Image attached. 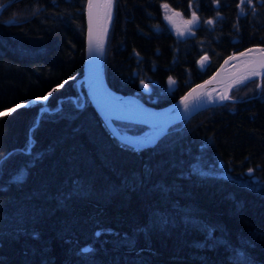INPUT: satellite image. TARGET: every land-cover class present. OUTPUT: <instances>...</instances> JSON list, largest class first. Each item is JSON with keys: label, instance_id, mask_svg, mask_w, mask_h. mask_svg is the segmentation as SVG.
Wrapping results in <instances>:
<instances>
[{"label": "trees", "instance_id": "trees-1", "mask_svg": "<svg viewBox=\"0 0 264 264\" xmlns=\"http://www.w3.org/2000/svg\"><path fill=\"white\" fill-rule=\"evenodd\" d=\"M84 4L0 10V111L51 93L0 114V264H264V74L134 147L76 82ZM251 44L264 45V0H113L104 75L160 106ZM113 123L131 135L149 127Z\"/></svg>", "mask_w": 264, "mask_h": 264}, {"label": "water", "instance_id": "water-1", "mask_svg": "<svg viewBox=\"0 0 264 264\" xmlns=\"http://www.w3.org/2000/svg\"><path fill=\"white\" fill-rule=\"evenodd\" d=\"M14 1V0H12ZM7 3V0H5ZM94 3L103 4L104 0H93ZM105 9L94 8L93 9V23H92V36L93 47L89 48V15H88V0H85L84 4V57L82 63V74L76 79L79 83L82 81L84 94L88 97L90 103L102 118L103 122L109 129V131L120 141L130 144L134 147H142L154 143L157 138L166 131L168 126L177 123L179 121L184 122L191 115L199 111L200 109L220 104L227 100H220L219 96L227 92L230 95L231 89L243 82H239L242 75L246 74L248 67L252 66L250 62L259 61L261 59V53L258 51L264 48V45L251 44L239 49H235L222 58L215 69L203 79H200L191 84L181 95L174 100L160 106H153L144 103L137 96L130 93H121L113 90L107 83L104 75L103 58L104 48L107 36V31L110 25V21H106L104 18ZM113 13V7H112ZM112 19V16H111ZM191 23L186 21L183 27H190ZM102 40V50H97L95 47V41ZM248 49H254L248 53ZM240 53H247L241 57ZM230 56H235L236 59L229 60ZM228 63L225 64V61ZM261 75L254 76L261 78L264 74V68L258 69ZM219 73V75H217ZM215 77V79H213ZM253 78V77H252ZM212 82L207 84L206 87L198 89V85H204L206 81ZM247 81V80H246ZM193 89H197L196 93H193L189 97V112L185 113V109L181 100L188 96ZM206 94H211L213 99L209 101ZM116 98H130L138 103L137 107H128L122 103H118L113 99ZM113 119L134 122L144 124L146 126H153L156 134L147 142H134L128 137L140 136L123 133L115 126ZM96 233H98L96 231ZM89 245L82 246V249L89 248Z\"/></svg>", "mask_w": 264, "mask_h": 264}, {"label": "snow or ice", "instance_id": "snow-or-ice-1", "mask_svg": "<svg viewBox=\"0 0 264 264\" xmlns=\"http://www.w3.org/2000/svg\"><path fill=\"white\" fill-rule=\"evenodd\" d=\"M12 0H7V3L5 2V0H0V10H3L4 8L7 7V4L8 3H11ZM248 3H251L252 0H247ZM245 3V0H241V5H243ZM103 8L105 9V12H104V18L106 21H110L111 20V16H112V7H113V0H104V3L103 4H97V3H94L93 0H88V15H89V48L91 50V48L93 47V36H92V23H93V9L94 8ZM164 7L167 9L168 8V5H164ZM197 21V18L195 17V13H193V19L191 21H189V23H196ZM16 22V17H15V14H13L12 17L9 18V20L7 21V23H15ZM214 21H207L206 23H213ZM190 31V29H189ZM181 35H183V33H181ZM95 47L96 49L99 51V50H102L103 48V42L102 40H97L95 41ZM248 53H251L253 51H257V50H254V49H248L247 50ZM260 53H261V59L259 61H252L250 62L252 66L248 67L247 70H246V74L242 75L241 79L239 82H243V81H246V80H249L251 79L252 77L254 76H259L261 75V72L258 70L260 68H264V48H261L258 50ZM247 53H240V56L243 57L245 56ZM207 57H202L201 58V61H200V66L201 68H204L206 66L205 62L207 61ZM233 59H236L235 56H230L229 57V60H233ZM228 63V60L225 61V64ZM219 75V73L217 74ZM213 79H215V77H213ZM212 81L209 80V81H206L204 85H198L197 88L198 89H202L204 87H206L207 84L211 83ZM175 84V81L172 79V78H169V85H174ZM257 87H261V85H257ZM53 91H55V89H53ZM197 92V89H193L192 92H190L188 94V96L184 97L182 100H181V103L183 104L184 106V109H185V113H188L189 112V103H188V100H189V97H191L193 95V93H196ZM49 95H51V93H49ZM207 95V99L209 101H211L213 99V97L211 96V94H206ZM40 99H47V96L45 97H42ZM219 99L220 100H231L233 99L232 96L228 95L227 92H225L224 94L220 95L219 96ZM17 108L18 107H22V105H17L16 106ZM15 109H12V111H14ZM254 172V169L252 168H249L248 169V173L249 174H252ZM97 235H99V233H97ZM92 251L91 248H85V249H82V252L87 254V253H90Z\"/></svg>", "mask_w": 264, "mask_h": 264}, {"label": "rangeland", "instance_id": "rangeland-1", "mask_svg": "<svg viewBox=\"0 0 264 264\" xmlns=\"http://www.w3.org/2000/svg\"><path fill=\"white\" fill-rule=\"evenodd\" d=\"M183 18V17H182ZM183 21L185 22V21H191L189 18H183ZM183 22V23H184ZM192 24V23H191ZM207 57L208 58V56L206 55V54H202L201 56H199L198 58H197V60H196V65L198 66V68H200V69H203V68H201V66H200V61H201V58L202 57ZM208 62V59H207V61L205 62V64ZM48 94L49 93H46L45 95H43V96H36V97H32V98H30V99H28V100H26V101H23V102H20V103H18V104H15V105H12V106H10V107H8V108H5V109H3V110H1L0 111V114H2V113H6V112H9V111H11L12 109H14L17 105H32V104H35V103H45V99H40V98H42V97H45V96H48ZM153 130H154V127L153 126H149V127H147L140 135H147V134H150V133H152L153 132Z\"/></svg>", "mask_w": 264, "mask_h": 264}, {"label": "bare ground", "instance_id": "bare-ground-1", "mask_svg": "<svg viewBox=\"0 0 264 264\" xmlns=\"http://www.w3.org/2000/svg\"><path fill=\"white\" fill-rule=\"evenodd\" d=\"M113 100L118 103H122L125 106L132 107V108L138 106V103L130 98H116ZM155 134H156V131L150 134H147V135L133 136V137H128V138L134 142H147V141H150L154 137Z\"/></svg>", "mask_w": 264, "mask_h": 264}, {"label": "flooded vegetation", "instance_id": "flooded-vegetation-1", "mask_svg": "<svg viewBox=\"0 0 264 264\" xmlns=\"http://www.w3.org/2000/svg\"><path fill=\"white\" fill-rule=\"evenodd\" d=\"M174 18H176L175 16H174ZM186 22H184V23H182V26H183V24H185ZM192 25V24H191ZM191 27V26H190ZM183 28H185V27H183ZM186 29V28H185Z\"/></svg>", "mask_w": 264, "mask_h": 264}]
</instances>
